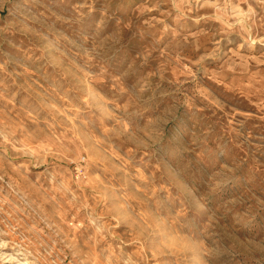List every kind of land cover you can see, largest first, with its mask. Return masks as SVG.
Returning <instances> with one entry per match:
<instances>
[{"label":"rangeland","instance_id":"374dc122","mask_svg":"<svg viewBox=\"0 0 264 264\" xmlns=\"http://www.w3.org/2000/svg\"><path fill=\"white\" fill-rule=\"evenodd\" d=\"M0 264H264V0H0Z\"/></svg>","mask_w":264,"mask_h":264}]
</instances>
